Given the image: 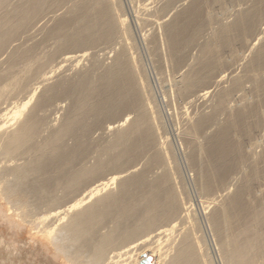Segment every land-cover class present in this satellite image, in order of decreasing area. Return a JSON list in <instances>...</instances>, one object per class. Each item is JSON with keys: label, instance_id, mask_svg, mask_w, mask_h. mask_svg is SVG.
Wrapping results in <instances>:
<instances>
[{"label": "bare ground", "instance_id": "6f19581e", "mask_svg": "<svg viewBox=\"0 0 264 264\" xmlns=\"http://www.w3.org/2000/svg\"><path fill=\"white\" fill-rule=\"evenodd\" d=\"M8 1L0 0V9L4 12L1 13L0 11L4 16L0 17V65L5 56L2 59L1 57L8 52L9 45L14 44V40L17 39L22 30L26 31L27 27L36 28L39 23L35 22L40 21H37V18L42 15L48 17L51 8L56 10L59 7L60 10H64L66 7V12L67 5L64 8L60 5L72 2V6L69 5L68 7L69 9L71 7L70 15L65 17L66 13L60 12L62 15L65 14L64 18L62 15H59L60 18L57 16L58 20L54 19L56 23L53 21L55 25L47 31L50 37L56 38V43L53 40L56 45L55 48L49 52L46 51L47 53L44 51L47 55L43 54V51L38 53L43 54V59L44 57L51 59L50 65H52V58L58 52L67 51L62 52L61 59L59 57L54 58L55 60L60 59V61L57 60L59 62L58 67H53L47 72H41L45 64H43L42 56L38 55L41 58L35 56L37 52L34 51L35 46L31 48L28 47L31 45H26V48H20L14 44L12 46L16 47L13 48L8 58H10L11 66L23 63V72L20 75H13L14 73H5L6 70L4 72L0 70V85L2 86L0 87V101L7 92H9L8 95L13 94L14 97H19L18 101H13L11 107H0V158L5 160L2 162L0 159V242H5L7 236L4 231L7 230L9 240L17 243L14 247L6 249L0 246L1 252L6 251L9 254L5 258L16 256L17 253L26 248L27 243L16 237L27 231L33 242V245H30V251L33 252L31 254L36 257L38 256L36 253L40 251L38 254L46 260L41 259L44 262H53L51 264L206 263V260L203 261L204 255H202L204 247L199 242L200 237L196 233L195 215L193 220L191 215L194 213L191 214L190 207L185 201L187 198L185 199L181 194L183 188L178 190L179 188L176 187L179 182H175L174 176L176 175H173L174 173L171 171L173 167L171 164L169 166L167 158L169 155H167V151L164 152L163 150V143L166 140L163 139L164 141H162V138L161 141L159 140L161 133L160 131L157 132L160 130L157 127L160 126H156L157 121L154 115L156 111L154 112L155 109L150 102V96L148 102L143 94L145 93L144 90L147 92V89H142L147 86L145 87L142 78L140 79L142 72L139 74L140 76L138 75L139 72L137 71L140 68L136 70L138 63L132 53L133 44L130 42L131 40L129 41L130 33L128 30L130 29H127L129 25L126 26L127 17L120 13L122 9H120L119 1L26 0L23 2L25 0H19L22 5L16 6L13 5L15 3H12L16 7L13 12L8 11V8L11 10V6H7ZM142 1L141 4H143ZM12 2L15 1L12 0ZM18 3L17 0L16 4ZM146 3H144L145 6ZM155 4L158 5L155 7ZM9 5L11 4L9 3ZM147 5V9L143 8L144 5L141 9L144 12L148 10V14L144 15L140 10V14L137 16H141V14L145 16L142 15L143 17H141L152 26V28L148 26L147 30L154 28V31L151 32L150 30L151 33L145 32L151 34L148 33L150 35L149 41L148 34H146L147 40L145 41L150 44L148 49L152 48L151 53L153 50L155 59H158L157 54L161 58L162 48L166 54L168 53L167 56L169 55L168 58L172 64L170 68H173L169 71L175 73L176 76L175 81V76L173 75L172 78L170 72L171 78L174 79L170 82H176V92L173 91V93H176L179 96H176L177 99L180 98L182 102L185 100L188 103H193V108L194 104H199L200 101H203L201 107H204L202 109L212 108L210 112L200 110L201 114H197L198 116L196 115L197 117L194 118L193 113L190 115L192 118L190 117L189 126L183 124L188 126L187 132L184 133L186 134L189 153L191 152L190 159L201 179L199 180L198 176L195 175L197 176L195 180L198 178L200 181L198 182L202 185H200L202 189L199 192L202 193L203 191V194H209L217 187L219 191L221 186L222 191L228 190L229 181H232V177L236 174L239 175L241 168H244L242 166L239 170L240 165L247 164L250 160L247 151H245V147L248 148L247 145L244 144V148L242 147V143L246 141L247 137L249 138V136L244 137V133L253 130L256 132L255 134H258L260 128L264 129V120H261L264 117V0H151ZM213 9L221 11L224 17L220 14L215 16L217 11L215 10L216 13H214ZM55 10L51 11L55 12ZM47 12L48 16L45 14ZM54 15L51 16L55 17L56 15ZM216 17L221 18H219L221 21L217 19L218 27L216 26L218 24ZM141 21H139L140 24L143 22ZM213 22L217 28L212 27ZM34 23L37 24L36 27L31 25ZM143 24L146 28V23ZM207 24H211L209 28H213V32L211 30L207 32L209 34L211 32L213 35L210 34L212 36L210 39H208L210 35L207 34L208 38L205 35L207 39L204 38L203 41L201 38L203 32H206ZM32 29L30 30L32 31ZM19 36L21 35L19 34ZM24 38L27 39V36ZM130 39L132 38L130 37ZM99 44H106L105 46L108 44V46H112L111 48L107 46L108 48L112 50L114 47L113 51L115 49V54L112 55L113 61L107 67L105 64L101 73L99 71L102 68L99 67V75H95L94 70L97 71L96 68L103 66V64H98L97 61L98 66L94 65V67L96 66L95 69L86 67L87 70L84 68L83 71L80 68L82 71L80 70V75L79 73L76 74L79 76L75 79H71L70 75L68 76L70 79L64 75L63 78L57 75L60 79L57 77L56 80L58 79V81L51 84L53 74L58 72L64 63H70L69 69L70 66L77 67L80 58L85 54L78 55L76 50L86 47L87 49L94 46L99 47ZM149 44L147 45L149 46ZM50 47L52 48V45ZM50 47L48 48L50 49ZM195 49L196 54L193 52ZM249 54L250 56H248ZM163 55L166 58V55ZM57 56H61V54ZM47 59L46 61H49ZM164 59L161 61L159 59L160 62L158 63H164L167 58ZM170 64L166 65L169 66ZM17 67L12 70H16ZM20 68L22 70L23 66ZM238 69L242 72L239 73ZM34 76H38V78L37 82L32 84L31 80L34 81L32 78ZM6 80L7 85H4ZM247 82H249L248 88L251 84L254 85L251 87L254 90L251 92H254L257 97L251 94V96L253 95L252 98H256V100L253 99L254 101L251 100L252 98L250 99V93L249 95L244 93L247 91ZM35 84L46 85L43 93L36 97L37 99L35 96H38L39 86ZM148 93L145 94L148 95ZM238 93L240 96L243 95V98L237 96L242 99L243 105L238 99L242 107L240 106L236 111L235 107H237L238 102H236V106L235 104L231 105L232 108L229 107V104L232 100L237 101L235 96ZM245 95L249 98L246 99ZM56 98L59 100H61L60 98L71 99L72 101H69L72 102L71 105L69 103L71 108L63 123L48 137L41 138V141L39 138L43 132L42 129L45 127L46 115H40L41 112L39 111L43 108L47 109V106ZM6 99L8 100V98ZM205 100H209L207 103L211 100L212 107L210 105L205 107L208 105L204 103ZM56 106L59 108L60 102L56 103ZM233 106L235 107L233 108ZM228 108L231 111L235 109L236 112H231V116ZM25 112L27 113L25 114ZM132 112L133 115L135 113L134 117H131ZM222 112L228 120L227 122L223 118L226 120L224 124L222 123L224 120L221 122L219 119L220 113L221 116L223 115ZM227 112L231 118H228V115L225 116ZM221 116L220 118H222ZM188 117L186 116L185 119L188 120ZM249 118L251 120L254 118L255 120H252L254 122L250 120L249 124ZM105 119L111 120L104 129L106 132L108 130L109 132L113 131V135L111 134L113 138L111 137L112 140L107 145L104 146L103 144L104 147L99 145L100 154L96 161H93V164H84L83 161L86 159L82 161L81 158L87 154L89 149L95 148V146L91 147L95 142L91 145L89 142L92 140L86 141V138L95 127L106 121ZM217 120L223 125H219L220 128L217 129L216 133L213 132L214 135L210 136L208 133L210 137L203 145L200 138L204 134H206L204 137L207 136V130H211L214 124H219ZM9 121L13 123L11 122V124ZM14 122L16 126L13 125ZM8 124L13 127L8 126ZM216 126L218 127V125ZM215 128L213 131H216ZM262 129L260 131H263ZM211 132L210 134H213ZM239 133H242V137L240 136L243 139L241 144L239 141L241 134ZM236 135L238 138L234 139ZM68 136L71 137L69 139L73 137L72 140L76 141L74 142L75 145L73 143L69 146L65 143ZM259 136L264 137L263 132ZM251 138H254L255 142L257 137L255 135ZM260 141L259 145L261 146L264 139L262 138ZM257 142L256 140V145ZM98 143H96L97 146ZM184 145L186 146V144ZM97 146L96 151L99 149ZM256 147L255 150H263L259 157L257 156L261 167L264 163V148L262 146L261 149H256ZM203 154L205 157H202ZM142 155L149 156L147 164H144V167L146 165L144 170L135 172L136 170L132 169L134 167L124 170L126 164L136 161ZM143 158L140 157V159ZM259 159L263 162L262 165ZM123 166L124 168H122ZM154 168L159 169L160 172L155 173L154 176L149 175L148 171H153ZM259 170L261 169L258 167L259 174L263 175L261 173L263 171ZM193 171L195 170L193 169ZM248 171L249 169L247 172L246 169L244 170L247 174H252L254 178V173H250L251 170ZM106 173H109L110 176L107 177ZM150 173L152 174V172ZM242 173L240 175H243ZM238 175H236L238 179L235 177L238 180H236L237 184H239L240 177ZM30 176L35 177L30 180ZM252 177L250 178L254 183ZM259 181L260 184L263 182ZM117 182L119 188L116 191L111 190L108 193H103ZM199 183L197 184L199 185ZM254 184L253 188H255ZM236 186L239 187L240 184L239 186L233 184L232 187L237 188ZM232 187L231 189L235 190ZM232 190V194L230 193L229 197L224 198L223 205L218 203L221 199L219 198L221 194L217 195L218 191L215 190L218 192H215L218 201H216V197L214 201L211 198L212 196L214 198L215 193L210 194L211 199L205 194L204 196L201 194L208 198L207 201L210 199V201L217 202V206L218 204L222 205L218 209L214 205H209V207L215 209L210 218L215 229L221 234L222 238L219 241H222L224 251H227L228 262L226 264H249L255 263L257 260L260 263V260L262 261L260 257H264V239H261L264 236L259 233L264 228V205L260 207L259 205L264 201L260 199L261 204H258L260 201L258 203L253 201L255 206L257 203L258 207V210L254 209V207L249 206L251 202H248L247 199V197L250 198L249 196L252 197L250 194L254 193L251 188L244 187L235 190V193ZM253 191L256 192V189ZM258 194L259 191L257 196ZM185 196H187L186 193ZM1 199L11 204L10 208L9 206L5 208ZM210 204L212 205V202ZM209 207L207 208L209 209ZM250 207L256 211L251 208L255 213L249 214V217L252 216L245 224L242 219L243 227H241L240 236L243 235L244 237L240 240L241 237L236 234V232L239 233L238 229L236 231L234 227L233 235L229 232L233 229L234 222L242 218L244 213H252L249 212L250 210H246ZM164 241H166L165 244ZM33 249L39 251L35 253ZM137 251L139 252L137 253ZM4 254L6 255V253ZM20 254L23 253L20 252L18 255ZM22 256L24 257V255ZM225 256H222L223 259ZM39 259L37 257V260ZM10 260L11 264H16L13 258ZM24 262L27 263L26 260ZM263 262L262 264H264ZM17 264H23V262H17Z\"/></svg>", "mask_w": 264, "mask_h": 264}, {"label": "rangeland", "instance_id": "374dc122", "mask_svg": "<svg viewBox=\"0 0 264 264\" xmlns=\"http://www.w3.org/2000/svg\"><path fill=\"white\" fill-rule=\"evenodd\" d=\"M11 1V2H10ZM15 2H12V0H9L8 2L11 4V5H9V3H8V7L9 6H11V10H9L10 8H8V11H11V12H13V10L14 9H16V7L15 6H13V5H18L19 6V4H21L22 5V2L21 1H19L18 0V4H16L17 3V0H14ZM119 1V3L121 4L120 6H121V8L120 9H122L121 11L122 12H124V13H122L121 11H120V13L121 14H125V17H127L126 19H127V22H126V26L127 25H129L128 27L129 28H127V29H130V30H128V32L130 33V37L132 38V39H130V37H129V41L130 42H132V46L134 47H132L131 49H133V51H132V53L134 54L133 56L134 57H136V58H134L136 61H137V63H138V66H137V68H136V70H138V68H140V70H138L137 72H139L138 73V75L140 76V79L141 80H143V85H145V87L146 88H143V86H142V90H144V89H147V92H146V90H144L145 91V93H148V92H150V93H148V95H146L145 93H143L144 94V97L146 96H148L147 98L145 97V99L146 100H148L149 99V96H150V102H151V104H152V106H154L153 107V109H155L154 110V112L157 114H155L154 113V115L156 116V121H157V124H156V126H160V127H157V128H160V130H157V132L158 131H160V133L161 134H159V140L161 141V138H162V141H164V140H166V141H164L165 143H163V145H164V147H163V150H164V152H166L167 153V155H169V157L167 156V158H168V161H169V166H171L172 165V167H173V169L171 168V171L174 173H172L173 175H176V176H174L175 178H174V180H175V182H179L178 183V185H176V187L177 188H179L178 190H180V189H182L181 191H182V193H181V191H178L179 193H181V194H183L182 196H184L185 197V201L187 202V204H188V206L190 207V212H191V214H193V215H191L192 216V218H193V216H194V218H195V220H194V218H193V220H194V224H195V228H196V233H198V237H200L199 238V242L201 243V245H203V249L204 250H202L203 252V254L202 255H204L203 256V261H205L206 260V263L205 262H203L204 264H226L227 262H228V258H227V254H226V252L224 251L225 250V248L223 247V243H222V241H219V239H221L222 237L220 236L221 234H219L218 233V231L215 229V227H214V225H213V223H212V221H211V214L213 213V211L215 210H213L212 208H214V207H211V209H210V207H209V205L210 206H216L217 207V209H218V207H220V206H222L223 205V203H224V198H226V197H229L231 194H232V192H231V187L233 186V184L234 185H238L239 186V184H240V186L239 187H237V188H234V187H232L233 189H235V190H239V189H243L244 187L245 188H251L252 189V192H254V193H252V194H250V195H252V197H253V199H254V197H255V200H251V196H249L250 198H248L247 197V199H248V202L250 201L251 203H250V205L249 206H252V207H254V209H257L258 210V207H257V203L260 201V199H261V201H264V191L262 192V190L264 189V163L260 160V163H261V165H262V163H263V168H262V166L260 167V164H259V161H258V157H259V155H260V153L263 151H260L259 149H257V148H260L261 149V147L263 146V148H264V142H262V144L263 145H259L260 143H261V141H263V140H261L260 141V139H264V137H262V136H259L260 134H262V132H263V134H264V129H262V128H260V129H262L263 131H260V129H259V132H261V133H259L258 132V130H256L257 132H258V134H255L256 132H253V130H250L251 132H252V134L254 133L255 135H256V137L257 138H255L258 142H257V145L255 144V142H256V140H255V142H254V138H251V137H254L255 135L253 134H250L251 132L250 131H248V133L250 134H248L247 132H245L244 133V131H243V133H244V137H246V136H249V138L247 137L246 138V141H249V142H247L246 143V141H244V143H242V138H240V136L242 137V133H239V134H241V135H239V141H241L240 142V144L242 143V147L244 148V146L245 145H247V147L248 148H246L245 147V151H247L246 153H247V155H249V161H248V163L247 164H245L244 163V165H246V166H244V165H240V167H239V170H240V168L243 166L245 169H246V172H247V169H249V171H250V173H254V178L252 177V174H247L246 172H244V168H241V170H240V174L242 173L243 175H238V174H236L237 173V171L235 172V174L236 175H238V177L240 176L241 177V179H240V177H239V184H237V176L235 175L234 177H232V181L230 180L229 181V185H227V186H229V189H231L230 191H229V189L228 190H224V191H222L221 189H222V186L219 188L220 190L218 191V187L215 189L216 191H218V192H216L215 190H213L212 192H210L209 194L208 193H204L205 194V196H207V197H209V196H211V195H213V193H218L217 195H220L219 196V198H221V199H219V204H222V205H219L218 204V206H217V202H213L214 201V199H215V197H216V193L214 194V198H213V196L211 197L212 199H213V201L211 200L210 201V199L208 200V201H210V202H212V205L210 204V202H208L207 201V199L208 198H206V197H203L204 196V194H203V191H202V193H200L201 191H200V189H202L201 188V183H199L200 181L199 180H201L200 179V177H199V175L197 174L198 172H197V170H196V168L195 167H193V164H192V161H191V159H190V154H191V152L189 153V147H188V145H187V141H186V138H185V133L184 132H187V129H188V126H189V120L192 118V116H193V118L194 117H197L198 115H200L201 114V112H199L200 110L201 111H203L204 110V112L206 111V110H208L209 112L211 111V109L212 108H209V109H207L206 108V110L203 108L202 109V107H204V106H202L201 107V105L203 104V101H200V103L198 104V103H196V104H194L193 106H194V108L192 107V104L193 103H188V102H186L184 99V105H183V102H182V100L180 99V98H178L177 99V97H179V96H177V94L176 93H173V91H175V84H176V82H170V80H174L175 78H176V76H175V73L173 74L171 71H169L170 69L172 70L173 68H170V67H172V64H170V59L168 58V56H167V54H166V51L165 50H163V48H162V51H164L165 53H163L162 51H161V58H159V56H157L156 55V57H158V59L156 58L155 59V54L153 55V50H152V53H151V49L152 48H150V50L148 49V47H150V44L148 43V41H149V37H150V33L152 32V30L154 29H150L151 30V32H150V30H147L148 29V26H151L149 23H147L146 21H144L145 19L144 18H142L145 14H148L147 12H149L148 10L146 11V12H144L142 9L143 8H145V9H147L148 7H146V6H148L147 4L151 1H149L148 0V3H146L147 2V0H145V1H142L143 2V4H141V1L140 0H118ZM21 2V3H20ZM23 2H26V0L25 1H23ZM116 2H117V0H116ZM12 3H15V4H13L12 5ZM71 3L72 2H70V4L68 3V4H63V5H60V6H63V8H64V6H66L67 5V10H66V12H65V9H66V7L64 8V10H60L59 9V7H57L56 8V10L55 9H52L51 8V10H55V12H53V11H51L50 9V12H51V15L53 16L54 14L56 15H54L55 17H52L51 15H50V12H49V16H48V12L47 13H45V14H47V16L48 17H45V16H40V17H38L37 19V21H39V22H35V23H39L38 25L37 24H31L32 26L34 25L35 27H36V25H37V27L36 28H33L32 29V27L31 28H29V27H27L26 28V31H21L19 34L21 35V36H19V34H18V36H17V39L16 40H14L15 42H14V44L15 45H17L18 47H20V48H26L25 46L26 45H31V46H28V47H31V48H34L33 46H35V48H34V51H37L36 53H35V56L36 57H38V58H41V57H39L38 55H40V54H38L39 52H42L43 51V54H46L47 52H49L50 50H52L53 48H55V44L53 43V40H54V42L56 43V38H54V37H50V35L48 34V32L47 31H49V29L52 27V26H54L55 25V23H56V21L58 20V18H57V16L60 18V16L59 15H62L61 13H66V15H65V17H68L69 15H70V9H71V7H70V9L68 8L69 7V5L70 6H72L71 5ZM119 3H117V4H119ZM144 3H146V6H145V4ZM141 4V6H139ZM143 5H144V7H143ZM156 5H158V4H155L154 6L156 7ZM13 6V7H12ZM119 6V7H120ZM153 6V9L155 8ZM15 7V8H14ZM143 7V8H142ZM62 8V9H63ZM142 8V9H141ZM140 10H142L141 11V13H144V15L143 14H141V16H139V17H141L142 18V21L140 20L141 18H139L138 16H137V14H140ZM217 11V14H214V13H216V11ZM0 11H1V13H4V12H2V10L0 9ZM214 13H213V12ZM211 12H212V14H214L215 16H217L218 14H220L221 16H223L224 14H221V11H218L217 9H213ZM61 12V13H60ZM69 12V13H68ZM0 13V17H4L2 14ZM11 15L13 14V13H10ZM69 14V15H68ZM2 15V16H1ZM64 15H62L63 16V18H64ZM68 15V16H67ZM213 15V16H214ZM219 15V16H220ZM133 16V17H132ZM147 16V15H146ZM220 16V17H221ZM145 17V16H144ZM219 17V18H220ZM224 17V16H223ZM222 17V18H223ZM49 18V19H48ZM57 20H56V19ZM62 18V17H61ZM218 17H216L215 19L217 20H219V21H221L220 19H219ZM1 19V18H0ZM56 21H55V20ZM135 19V20H134ZM43 20V21H42ZM46 20V21H45ZM60 20V19H59ZM215 20V21H216ZM218 20H217V23H218ZM223 20H225V19H223ZM55 23H54V22ZM131 21V22H130ZM139 21H141L142 23V25L140 24V22ZM42 23V24H41ZM51 23H53L52 25H51ZM128 23V24H127ZM130 23V24H129ZM143 23H146L145 25H146V28L143 26L144 24ZM212 23V22H211ZM216 23V24H217ZM147 24H149V25H147ZM41 25V26H40ZM209 25H211V24H207L206 25V27H205V33L203 32V39L201 38V40H203L204 41V38H205V40L208 38V35H210V34H212L211 32H213V28L211 29V28H209V27H211V26H209ZM215 25V23L213 22V24H212V27ZM217 27L219 26V23L216 25ZM216 26H214V28H217ZM29 28V29H28ZM37 28H39L38 30H37ZM48 28V29H47ZM150 28V27H149ZM151 28H152V26H151ZM209 28V29H208ZM30 29H32V31L30 30ZM146 29V30H145ZM25 30V29H24ZM28 30H29V32H28ZM211 30V32H210V34H209V32H207V31H210ZM147 31H149L148 33L150 34H148V33H145V32H147ZM154 31V30H153ZM27 32V33H26ZM35 32V33H34ZM42 32V33H41ZM21 33H23L24 35H22ZM25 33H26V35H25ZM129 33H128V35H129ZM48 34V35H47ZM146 34H148V36H147V38H148V41H145V40H147V38H146ZM208 34V35H207ZM33 37H32V36ZM45 35V37H43ZM47 35V36H46ZM207 36V38H206V36ZM213 35V34H212ZM24 36H27V39L26 38H24ZM49 36V37H48ZM205 36V37H204ZM48 37V38H47ZM210 37H212L211 35L209 36V38L208 39H210ZM29 38V39H28ZM37 38V39H36ZM146 38V39H145ZM144 39V40H143ZM33 40H34V42H33ZM21 42V43H20ZM23 42V43H22ZM146 42V43H145ZM39 43V44H38ZM14 44H11V45H9V48L10 49H8L7 51L9 52H7L6 54H3V56L1 57V59H2V63H1V65H0V70L2 71V72H4V70H6L5 71V73H14L13 75H20L22 72H23V69H24V65H23V63H21V64H19V63H17V66L15 65V66H11V63H10V58H8V55L11 53V51H13V48L14 47H16V46H12V45H14ZM24 44V45H23ZM33 44V45H32ZM37 46H36V45ZM45 44V45H44ZM147 44H149V46L147 45ZM50 47L51 45H52V48L50 47V49L47 47ZM103 45V46H102ZM106 45V44H105ZM104 44H99V47H96V46H94L93 48H91V47H89L88 49H87V47L86 48H83V49H78V50H76L77 52V54L78 55H81V54H85L82 58H80V61L78 62V64H77V67L75 66V67H71L70 66V69H69V65H70V63H64L62 66H61V69H57L58 70V72L56 71L55 72V74H53V76H52V80H50V81H52L51 82V84L52 83H55V82H57L58 81V79L56 80V78L58 77L59 78V76H60V78L62 77L63 78V75L64 76H66V78L70 75V77H71V79L72 78H77L79 75H80V73H81V69H83V71H84V68H85V70H87V68L88 69H90L89 67H91V68H96V66L94 67V65H97L98 66V64H103V66L101 67V66H98L96 69H97V71L96 70H94L95 72H94V74L95 75H99L104 69L103 68H105V67H107L109 64H111V61H113V53L115 54V49H114V51H113V48H112V50L110 49L112 46H108V44H107V46L108 47H110V48H108L107 46H105ZM54 46V47H53ZM98 46V45H97ZM102 46V47H101ZM37 47V48H36ZM48 48V49H46V48ZM104 47H105V49H104ZM165 47V46H164ZM15 49V48H14ZM107 49V50H106ZM165 49V48H164ZM197 49V48H196ZM196 49L193 51L194 52V54H196L197 53V51H196ZM102 50V51H101ZM112 52H111V51ZM44 51L46 52V53H44ZM107 51V52H106ZM62 52L63 53H65V52H67V51H61V52H58V54L57 55H60L61 54V56H55L54 58H56V57H59L60 59L62 58ZM88 53V54H87ZM103 53V54H102ZM106 53V54H105ZM43 54L41 53V55L40 56H42V59H43ZM163 54H165L166 55V58H165V56L163 55ZM47 55V54H46ZM46 55H44V56H46ZM10 56V55H9ZM92 56V57H91ZM248 56H250V54L248 55ZM97 57V58H96ZM162 57H164V58H162ZM5 58H7V59H5ZM54 58H52V60L55 62V64H54V62L52 61V65H50V63H51V59H47V57H46V59L47 60H49V61H46V59H45V57H44V59H43V64H45V66H43L42 67V69H41V72H47L48 70L50 71L53 67L55 68V67H58L59 65H58V61H60V59L58 60V58H57V60H55ZM111 58V59H110ZM93 59V60H92ZM138 59V60H137ZM160 59V61L162 60V59H164L165 60V62H164V60H163V62L164 63H161V64H159L158 62H160V61H158ZM168 59H169V61H168ZM82 60V61H81ZM4 61V62H3ZM5 61H7V62H5ZM9 61V62H8ZM42 61V60H41ZM57 61V62H56ZM98 61V62H97ZM100 61V62H99ZM108 61V62H107ZM135 61V62H136ZM166 61H168V62H166ZM46 62V63H45ZM47 62H49V64H47ZM87 62H88V64H87ZM98 64H97V63ZM4 63V64H3ZM8 63H10V64H8ZM57 63V64H56ZM90 63V64H89ZM168 65V64H170L169 66H167L166 64ZM105 64H107V65H105ZM136 64V63H135ZM47 65H48V67H47ZM58 65V66H57ZM80 65V66H79ZM90 65V66H89ZM104 65H105V67H104ZM21 66H23V68H22V70H21ZM93 66V67H92ZM161 66V67H160ZM3 69H2V68ZM6 67V68H5ZM14 67H17V69L16 70H12V69H14ZM87 67V68H86ZM100 67V69H101V71H99L98 72V68ZM60 68V67H59ZM66 68V69H65ZM67 68H68V70H67ZM75 68V69H74ZM81 68V69H80ZM11 69V70H10ZM99 69V70H100ZM240 69V68H239ZM238 69V71H239V73H240V71L241 70H239ZM10 70V71H9ZM66 70V71H65ZM81 70V71H80ZM0 71V72H1ZM80 71V72H79ZM172 73V78H173V75L175 76L174 77V79H172L171 78V73ZM174 72V71H173ZM242 72V71H241ZM77 73H79V75H76ZM170 75H169V74ZM68 74V75H67ZM57 75H59V76H57ZM75 75H76V77H75ZM144 77H143V76ZM70 77H68V79H70ZM33 78V80L34 81H32L31 80V83L32 84H34V83H36L37 82V78H38V76H34V77H32ZM54 78V79H53ZM59 78V79H60ZM65 78V77H64ZM145 78V79H144ZM140 80V81H141ZM36 81V82H35ZM50 81H49V84H50ZM145 81V82H144ZM175 81H176V79H175ZM4 82H6V84L4 83V85H7V80L6 81H4ZM32 84H30V85H32ZM172 84V85H171ZM3 85V86H4ZM36 86H39V88H38V90H37V95L38 96H35V98L36 97H39V95H41L42 93H43V91H44V87H46V85L45 84H42V85H40V84H35ZM34 85V86H35ZM47 85H48V82H47ZM141 85H142V83H141ZM174 85V86H173ZM248 85H249V82H247L246 83V89H247V91L246 92H248V93H246V92H244L246 95H249V93H250V99L253 97V95H254V97H256L255 96V94H254V92H251L252 90H253V88L251 89V87H254V85L252 86V84L250 85V88H248ZM172 86H173V88H172ZM0 87H2L1 85H0ZM24 87H26V86H24ZM30 87H32V86H30ZM27 88V87H26ZM168 88V89H167ZM24 89V88H23ZM250 89V90H249ZM25 90V89H24ZM23 90V91H24ZM250 91V92H249ZM254 91V90H253ZM143 92V91H142ZM176 92V91H175ZM8 93L9 92H7L5 95H4V98L3 99H5V100H3V99H1V101H0V107H3V108H6V107H11V104L13 103V101H18V99H19V97H14L13 96V94L12 95H8ZM151 94V95H150ZM175 94V95H174ZM240 93H238V95L236 94V100L237 101H233L232 100V102L229 104L230 106V108H232V106L231 105H234L235 104V106H236V102H238L237 103V107H235V106H233V108L235 107L236 108V111H237V109H239V107L241 106L240 105V101L242 100V99H239V97H237V96H240L239 95ZM241 94H243V93H241ZM251 94H253L252 96H251ZM245 95V97H247ZM175 96V97H174ZM177 96V97H176ZM8 98V100L6 99V98ZM241 98H243V95H241L240 96ZM249 97H247L246 99H248ZM257 98V97H256ZM256 98L254 99V98H252L251 100L252 101H254V100H256ZM17 99V100H16ZM37 99V98H36ZM57 99V100H56ZM56 99H54V101H55V103H54V101L50 104L51 105V107H50V105L49 106H47V107H45V108H47V109H42L41 111H39V112H41V113H39L40 115H46V123H45V127H44V129H42V131L43 132H41V134H40V138H39V140H41V138L43 139H45L46 137H48L49 135H50V133L51 132H53L55 129H57V127L58 126H60V124H62L63 123V121L66 119V115H68V112H69V110H70V108H71V103L72 102H69L71 99H64V98H60L61 100H59V98H56ZM181 101H180V100ZM208 99H210V98H208ZM240 101H239V100ZM249 99V100H250ZM254 99V100H253ZM34 101H35V99H33ZM250 100V101H251ZM5 102V103H2V102ZM34 101H32V104H34ZM72 101V100H71ZM207 101H209V100H205L204 101V103H206V104H208V105H206L205 107H207V106H211V100H210V102H208L207 103ZM252 101H251V103H252ZM60 102V109L56 106V103L58 104ZM148 102H149V100H148ZM185 102H186V105H185ZM202 102V103H201ZM234 102V103H233ZM242 102V101H241ZM249 101L247 100V103H248ZM9 103V104H8ZM69 103H70V105H69ZM189 105H188V104ZM195 103V102H194ZM210 103V104H209ZM233 103V104H232ZM254 103H256V102H254ZM238 104H239V106H238ZM242 105H243V102L241 103ZM253 104V103H252ZM55 105V106H54ZM68 106H70V107H68ZM188 108H187V107ZM190 106V107H189ZM186 107V108H185ZM192 107V108H191ZM212 107V106H211ZM242 107V106H241ZM66 108H68L67 110H66ZM53 109V110H52ZM59 109V110H58ZM193 109V110H192ZM196 109H197V111H196ZM45 110V111H44ZM46 110H47V112H46ZM186 110H188L187 112H186ZM228 110H230V112H229V114L231 113V112H233L234 113V111H235V109L233 110V111H231V109H229L228 108ZM228 110H226V111H228ZM191 111V112H190ZM196 111V112H195ZM208 111H206V112H208ZM225 111V112H226ZM235 111V112H236ZM28 112V111H27ZM27 112H25V114L27 113ZM203 112V113H204ZM264 112V111H263ZM262 112V113H263ZM67 113V114H66ZM195 115H194V114ZM50 114V115H49ZM186 114H188V115H186ZM193 114V115H192ZM198 114V115H197ZM222 116H221V113H220V116L222 117V118H220V116H219V119H221L220 121L222 122L224 119H226V117H224V113L222 112ZM133 115V112H132V114H131V117H134V115H135V113H134V115ZM190 115H192V116H190ZM197 115V116H196ZM226 115H228V112H227V114L225 113V116ZM231 116H232V113L230 114ZM230 115H228L227 117L228 118H231V116ZM186 116L188 117V120L187 119H185L186 118ZM230 116V117H229ZM264 116V115H263ZM263 116H261V117H263ZM191 117V118H190ZM224 118V119H223ZM252 118V117H251ZM251 118H249L247 121L249 122V124H250V120H251ZM218 119V120H219ZM264 120V117L263 118H261V120ZM106 120V119H105ZM108 120V121H107ZM106 121H102L103 123H101V125H99L98 127H95V129L92 131V132H90V134L87 136V138H86V141H88V140H92V141H90L89 143H91V145H92V143L93 142H95L91 147H93V146H95V148H96V146H97V144L96 143H98V142H101V143H98V146H97V148H99L100 146V144L103 146V144H104V146L105 145H107L111 140H112V138H113V131L112 132H109V130L106 132V130L104 129L105 127H106V125L107 124H110V123H108V122H111V120L109 121V119H107ZM217 120V121H218ZM227 120V119H226ZM226 120H224V122H222L223 124L224 123H226L225 121ZM230 120V119H229ZM252 120H255L254 118L252 119ZM251 120V121H252ZM260 120V121H261ZM13 121V120H12ZM12 121H9V123H11ZM15 121V120H14ZM186 121V122H185ZM220 121H218V123L219 124H217L216 123V125H218V127L214 124V126L212 127V129L210 130V132L211 133H216L218 130L217 129H219L220 128V126L219 125H223L222 123L220 124ZM16 122V121H15ZM15 122H14V126H16V124H15ZM227 122H228V120H227ZM252 122H254V121H252ZM13 123V122H12ZM11 123V124H12ZM11 124H8V126H12ZM183 124H185V125H188L187 127L185 126V125H183ZM248 124V123H247ZM182 125H183V128H182ZM185 126V127H184ZM13 127V126H12ZM216 127V128H215ZM261 127H262V122H261ZM213 128H215L216 129V131H213L214 129ZM263 128H264V123H263ZM186 130V131H185ZM209 130H207V136H205L204 137V135H206V134H204L203 135V137H201L200 139H201V142H202V144L203 145H205L206 144V142H207V139L211 136V135H214V133L213 134H210V132H208ZM183 131V132H182ZM184 133L183 135H182V133ZM208 133H209V135L210 136H208ZM247 133V135H245ZM112 134V135H111ZM43 135V136H42ZM47 135V136H46ZM181 135V136H180ZM258 135V136H257ZM69 137L70 136H68V138L67 139H65V140H67V141H65V143L67 144V145H69V146H71V144H73L74 142H76L75 140H72L73 139V137H72V139H69ZM110 137V138H109ZM112 137V138H111ZM164 137V138H163ZM261 137V138H260ZM71 138V137H70ZM167 138V139H166ZM204 139V141H203V139ZM236 138H238V136L236 135L235 136V138L234 139H236ZM260 138V139H259ZM109 139V140H108ZM164 139V140H163ZM245 139V138H244ZM249 139V140H248ZM251 139V140H250ZM259 139V140H258ZM42 141V140H41ZM236 141V140H235ZM103 142V143H102ZM237 143H239L238 141H237ZM249 143V144H248ZM76 143H74L73 145H75ZM184 144H186V146L184 145ZM245 144V145H244ZM252 144V145H251ZM162 145V146H163ZM259 145V146H258ZM103 146V147H104ZM250 146V147H249ZM255 146H257L256 147V149L257 150H259V151H257V150H255ZM90 147V148H91ZM95 148H91V149H89V151L87 152V154L86 155H84L82 158H81V160L83 161L84 159H86V160H84L83 161V163L84 164H93V161L95 162L96 161V159H97V157L99 156V152H100V148L99 149H97V151H96V149ZM187 148H188V151H187ZM262 148V149H263ZM93 149H95V151H93ZM247 149V150H246ZM90 150H91V152H90ZM248 150H249V152H248ZM191 151V150H190ZM255 152V153H254ZM91 153V154H90ZM258 153V154H257ZM146 157V159H145V157ZM142 155V156H140L141 158H143V159H140V157L139 158H137L136 159V161H134V162H132V163H128V164H126V166H125V168H124V166L122 167V168H124V170L125 169H129V168H131V167H134V168H132V169H134V170H136L135 172H139V171H142V170H144L145 169V167H146V165H145V167H144V164L146 163V162H148V155ZM205 157V155L203 154L202 155V157ZM258 156V157H257ZM1 159V161L3 162V161H5V160H3L2 158H0ZM139 159V160H138ZM170 159V160H169ZM81 160H79L80 161V164H82V162H81ZM146 160V161H145ZM190 160V161H189ZM258 161V162H257ZM92 162V163H91ZM143 162V163H142ZM190 162V163H189ZM147 164V163H146ZM171 164V165H170ZM250 164V165H249ZM190 165V166H189ZM247 165H248V167H247ZM259 165V166H258ZM251 166V167H250ZM193 167V168H192ZM250 167V168H249ZM258 167H259V169H261V170H259V171H263V172H261V173H263V175H262V177H261V175L259 174V172H258ZM193 169L195 170V171H193ZM244 169V170H243ZM122 170V169H121ZM121 170H119V171H121ZM153 170V169H152ZM155 170V171H154ZM154 170L153 171H151V170H149L148 172V174L149 175H151V176H154L155 175V173H158V172H160V170L159 169H157V168H154ZM238 170V171H239ZM257 170V171H256ZM248 171V172H249ZM150 172H152V174L150 173ZM197 172V173H196ZM239 173V172H238ZM126 174V173H125ZM128 174H130V173H128ZM193 174V175H192ZM246 174V175H245ZM106 175H108L107 177H109L110 176V174L109 173H106ZM195 175H197L198 176V178H199V180H198V178H197V180H195V177H197V176H195ZM248 175V176H247ZM251 175V176H250ZM252 177L253 178V181H254V183L251 181V178L250 177ZM258 176H259V179H258ZM31 177H33V178H31ZM34 177L35 176H30V180H33L34 179ZM237 179H236V178ZM245 177H246V179H245ZM247 177H249V178H247ZM181 179V180H180ZM237 180V181H236ZM244 180H246V181H244ZM248 180H250V181H248ZM259 180H261V181H263L261 184H260V181ZM199 181V182H198ZM236 181V182H235ZM242 181V182H241ZM244 181V182H243ZM241 182V183H240ZM246 182V183H245ZM249 182H251V183H253L254 184V187L255 188H253V184H250ZM177 183H175V184H177ZM197 183H199V185L197 184ZM243 183V184H242ZM247 184V185H246ZM249 184V185H248ZM263 184V185H262ZM180 185V186H179ZM197 185V186H196ZM201 185V186H200ZM245 185V186H244ZM259 185H261V186H263V187H261V186H259ZM182 186V187H181ZM198 186H199V189H198ZM119 188V183L117 182V183H115V184H113L110 188H108V189H106L103 193H108L109 191H116L117 189ZM263 188V189H262ZM254 189H256V192L255 191H253ZM184 190H185V192H184ZM235 190H232V191H234L233 193H235L236 191ZM200 191V192H199ZM258 191H259V194H258V196H257V193H258ZM221 192V193H220ZM62 193V192H61ZM102 193V194H103ZM185 193H186V195L187 196H185ZM200 193V194H199ZM231 193V194H230ZM262 193V194H261ZM59 195H60V192L58 193ZM203 196H202V195ZM208 194V195H207ZM211 194V195H210ZM257 197H256V196ZM263 195V196H262ZM202 196V197H201ZM183 197V198H184ZM189 197V198H188ZM218 197V196H217ZM217 197H216V201H218L217 200ZM94 199V198H93ZM92 199V200H93ZM202 199H204V200H202ZM250 199V200H249ZM3 199H1V201H2ZM199 200V201H198ZM207 201V202H206ZM220 201H221V203H220ZM253 201H256L257 203H256V206H255V202H253ZM261 201L258 203V204H261ZM203 202V203H202ZM205 202V203H204ZM253 202V203H252ZM2 204H4L3 206L5 207V208H8V206H9V208H10V206H11V204H8V203H6L5 202V200H3L2 202H1ZM208 203V204H207ZM214 203H216V204H214ZM2 204H1V206H2ZM251 204H253V205H251ZM204 205V206H203ZM205 205H206V207H205ZM264 205V202H262V204L261 205H259V207L260 206H263ZM249 206H248V208H249ZM205 208V210H206V212L204 213V208ZM207 207H209V209H210V211H209V209L207 208ZM215 207V208H216ZM252 207H250V209H246L247 211L248 210H250L249 212H252V213H244L243 215H242V218H240V219H238L237 221H235L234 222V225H233V229H234V227L236 228V231H237V229L239 230L238 232L239 233H237L236 232V234L237 235H239L240 236V231H241V227H243V223L245 224V222L252 216H250L249 217V214H254L255 212L254 211H256V210H254ZM207 208V209H206ZM251 208L254 210H251ZM13 209V208H12ZM246 212V211H245ZM246 214H248V215H246ZM246 215V216H245ZM197 216V217H196ZM244 217H246L245 219H244ZM244 221H243V220ZM242 221H243V223H242ZM197 222V223H196ZM198 228V229H197ZM233 229H231L230 231L231 232H229V233H234L235 232V229L233 230ZM198 230V231H197ZM263 230H264V228L263 229H261L260 231H259V233L261 234V236H264L263 234ZM228 233V232H227ZM4 234L7 236L6 238H5V242H0V246H1V248H8V247H14V245L15 244H17V243H14V242H12L11 240H9V234H8V232H7V230H5L4 231ZM230 234V235H231ZM227 236H228V234H226ZM226 235H224V237H226ZM233 235V234H232ZM21 236V237H20ZM220 238H219V237ZM16 237V236H15ZM19 237V238H18ZM229 237V236H228ZM227 237V238H228ZM241 238H240V240L241 239H243L242 237H244L243 235L242 236H240ZM17 239H20L22 242H25V243H27L26 245H25V247L27 248H25L24 250H22V251H20L21 253H23V254H20V255H18L19 253H17L16 254V256L15 255H13L12 257H10V258H8V259H6L8 256H9V254H7L8 252H6V251H0V264H11L12 262H11V260L10 259H12L13 258V261L17 264V262L18 263H22L23 262V264H27V263H29V264H35V262H36V264H47L48 262H44V260H46L45 258H43V257H40V254H38V253H40V251L39 250H37V249H33L34 251H35V253H36V251H39V252H37L36 254L38 255V256H33L31 253H33V252H31L30 251V245H33V242L31 241V237H30V234L27 232V231H25V232H23V234H19V235H17V237H16ZM264 239V237H261V239ZM264 241V240H263ZM166 243V241H164V244ZM35 247H36V245H35ZM223 247V248H222ZM220 249V250H219ZM223 249V250H222ZM32 250V251H33ZM223 251V252H222ZM26 252V253H25ZM139 251H137V253H138ZM207 252V253H206ZM209 252V253H208ZM225 252V253H224ZM4 253H6V255L4 254ZM28 253V254H27ZM226 255H224V254ZM4 255V257H1V256H3ZM8 255V256H7ZM19 257H18V256ZM22 255H24V257L22 256ZM25 255H26V257H25ZM22 256V258H20ZM31 256H32V258H31ZM222 256H225V259L227 260H225V259H223L224 257H222ZM6 257V258H5ZM16 257V258H15ZM28 257V258H27ZM30 257V258H29ZM37 257H38V259L39 260H37ZM263 257V256H262ZM262 257H260L261 259H262V261L260 260V258H259V260H260V263L258 262V260L255 262V263H253V262H251V263H249V264H262V262H263V258ZM17 258H18V260H17ZM41 258H43V259H41ZM155 259L157 258L156 256L154 257ZM4 259V260H3ZM19 259H21V260H19ZM36 259V260H35ZM5 260H7V261H5ZM24 260H26V262L27 263H25L24 262ZM28 260V261H27ZM32 262H30V261ZM35 260V261H34ZM3 261H4V263H3ZM17 261V262H16ZM20 261V262H19ZM225 261V262H224ZM39 262V263H38ZM44 262V263H43ZM208 262V263H207ZM51 263H53V262H49L48 264H51ZM264 263V262H263ZM228 264H230V263H228Z\"/></svg>", "mask_w": 264, "mask_h": 264}]
</instances>
